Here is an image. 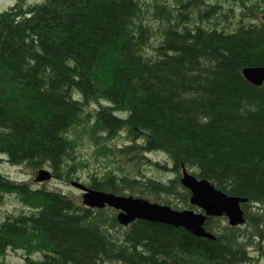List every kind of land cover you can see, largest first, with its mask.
Returning <instances> with one entry per match:
<instances>
[{"label":"trees","instance_id":"1","mask_svg":"<svg viewBox=\"0 0 264 264\" xmlns=\"http://www.w3.org/2000/svg\"><path fill=\"white\" fill-rule=\"evenodd\" d=\"M246 66H264V0H15L0 10V159L67 181L86 167L89 187L197 210L185 167L245 197L248 222L264 208V80ZM82 138L116 169H88ZM3 192L26 208L0 219V264L25 240L37 253L26 264H255L241 224L220 227L222 216L206 217L209 238L144 218L123 225L113 207L0 171Z\"/></svg>","mask_w":264,"mask_h":264},{"label":"water","instance_id":"2","mask_svg":"<svg viewBox=\"0 0 264 264\" xmlns=\"http://www.w3.org/2000/svg\"><path fill=\"white\" fill-rule=\"evenodd\" d=\"M244 76L259 84L264 80V66H246L242 68ZM180 181L190 190L189 201L194 208H175L169 204L152 201L146 197L119 194L89 187L80 180H71V184L82 191V203L90 207L109 205L117 209L116 218L126 225L135 218L159 221L173 226H182L195 235L214 238V234L205 229L207 216L225 214L230 225L245 221L241 202L245 197L230 195L216 188L207 178H198L182 167ZM51 170L40 167L35 178L39 181L48 179Z\"/></svg>","mask_w":264,"mask_h":264},{"label":"rangeland","instance_id":"3","mask_svg":"<svg viewBox=\"0 0 264 264\" xmlns=\"http://www.w3.org/2000/svg\"><path fill=\"white\" fill-rule=\"evenodd\" d=\"M26 2H32L34 0H25ZM15 0H0V10L8 7ZM80 148L78 149V153L80 155L81 160L87 163V168L90 170L97 171L101 173L102 171L112 168V171L116 169L115 160L106 157L105 155L99 153L97 149V145H95L90 139L82 138L80 140ZM149 156L154 159H163L164 154L160 152H152L149 153ZM119 164H122L123 168L129 170L131 169V165L127 163L128 159H117ZM132 163L131 161H129ZM40 167H45L50 170L48 166H29L24 163H11L6 159H0V171L11 177L12 179L22 180L28 182L31 186H39L44 185L47 188H53L56 190H60L64 193H67L69 196L73 197L76 201L82 203V191L73 186L71 184V180L67 181L66 179L62 178L61 176H56L52 173V175L45 180H37L35 175L37 170ZM86 168V167H85ZM82 168L80 171V180L84 179L87 176V169ZM141 170L144 172V175H157L160 176L161 174L159 171L153 169L151 166L142 165ZM163 176V175H162ZM77 180V179H75ZM141 189V187H138ZM137 194L142 195L152 201L162 200L165 197L163 194H160L159 198H156L153 193H139ZM22 208H26L17 198V195L10 192H3L0 198V219L4 217L6 213L17 212ZM256 210V209H255ZM250 215L251 219L248 222L244 221L241 224V227H237L234 229V232L239 233L242 238H245L248 243L247 248L249 249L251 255L253 256V260L255 264H264V208H259L254 211L250 208ZM229 224L227 218L223 217L219 219L220 227ZM240 225V224H237ZM260 229V232H263V236L258 238L255 229ZM260 242V247L259 243ZM23 243V242H22ZM25 244V245H24ZM33 242L26 241L19 247L11 248L8 247L2 254L3 259L8 264H26L25 256L30 252L28 249L31 248ZM28 252V253H27ZM31 254V252L29 253ZM28 254V255H29ZM32 256H36L37 253L31 254ZM30 255V257H31Z\"/></svg>","mask_w":264,"mask_h":264},{"label":"flooded vegetation","instance_id":"4","mask_svg":"<svg viewBox=\"0 0 264 264\" xmlns=\"http://www.w3.org/2000/svg\"><path fill=\"white\" fill-rule=\"evenodd\" d=\"M107 206H109V205H105V206H103V207H107ZM111 207V206H110ZM243 209V208H242ZM245 215V214H244ZM212 217H216V216H223V217H225V218H227V216L225 215V214H221V215H211ZM228 219V218H227ZM245 220H246V217H245ZM243 224V223H242ZM237 225V224H236Z\"/></svg>","mask_w":264,"mask_h":264},{"label":"bare ground","instance_id":"5","mask_svg":"<svg viewBox=\"0 0 264 264\" xmlns=\"http://www.w3.org/2000/svg\"><path fill=\"white\" fill-rule=\"evenodd\" d=\"M180 183H181V182H180ZM187 189H188V188H187ZM188 190H189V189H188ZM244 202H245V201H244ZM244 202H243V203H244ZM195 206H196V205H195ZM196 207H197V206H196ZM217 217H218V216H217ZM206 219H207V218H206ZM206 219H205V220H206ZM227 220H228V219H227ZM235 226H236V225H235ZM232 227H233V226H232Z\"/></svg>","mask_w":264,"mask_h":264}]
</instances>
